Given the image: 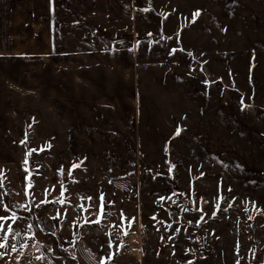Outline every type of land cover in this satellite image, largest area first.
I'll return each mask as SVG.
<instances>
[{"label":"rangeland","instance_id":"obj_1","mask_svg":"<svg viewBox=\"0 0 264 264\" xmlns=\"http://www.w3.org/2000/svg\"><path fill=\"white\" fill-rule=\"evenodd\" d=\"M49 1L0 57V264H264V0Z\"/></svg>","mask_w":264,"mask_h":264},{"label":"crops","instance_id":"obj_2","mask_svg":"<svg viewBox=\"0 0 264 264\" xmlns=\"http://www.w3.org/2000/svg\"><path fill=\"white\" fill-rule=\"evenodd\" d=\"M49 9V0H0V57L45 52Z\"/></svg>","mask_w":264,"mask_h":264},{"label":"snow or ice","instance_id":"obj_3","mask_svg":"<svg viewBox=\"0 0 264 264\" xmlns=\"http://www.w3.org/2000/svg\"><path fill=\"white\" fill-rule=\"evenodd\" d=\"M145 10H147V9H145ZM198 15H199V12L194 13V16H198ZM177 134H179V133H177ZM73 167H77V165H73ZM101 213H102V209H101ZM12 218L15 219V218H16L15 215H13ZM0 219H3V218H0ZM96 222L98 223L99 221H96ZM130 224H131V222H129V225H130ZM124 234L127 235V234H128L127 231H125ZM2 239H3L5 242H4V243H0V248L7 247V243H6V241H7V236H4ZM12 250H13V251H16L15 247H13ZM109 259H111V257H109Z\"/></svg>","mask_w":264,"mask_h":264}]
</instances>
